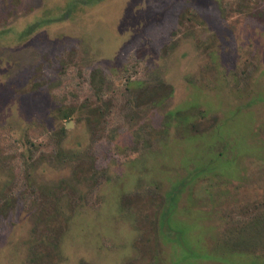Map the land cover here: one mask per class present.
Returning <instances> with one entry per match:
<instances>
[{
    "label": "rangeland",
    "instance_id": "obj_1",
    "mask_svg": "<svg viewBox=\"0 0 264 264\" xmlns=\"http://www.w3.org/2000/svg\"><path fill=\"white\" fill-rule=\"evenodd\" d=\"M263 201L264 0H0V264H264Z\"/></svg>",
    "mask_w": 264,
    "mask_h": 264
},
{
    "label": "trees",
    "instance_id": "obj_2",
    "mask_svg": "<svg viewBox=\"0 0 264 264\" xmlns=\"http://www.w3.org/2000/svg\"><path fill=\"white\" fill-rule=\"evenodd\" d=\"M254 203H253V207L255 209L251 213V217H250V223L254 227L253 234H257L259 232H262L264 234V201L260 202L259 204H254ZM55 241H56V238L53 241H51L52 246L50 245V249L47 250L48 253L44 254L43 259H42L43 260L42 264H51L49 257L52 258L53 255L58 256L57 250H55L56 248L54 247V245H56V247L58 248V239L56 241V244H54ZM38 264H41V263H38Z\"/></svg>",
    "mask_w": 264,
    "mask_h": 264
}]
</instances>
